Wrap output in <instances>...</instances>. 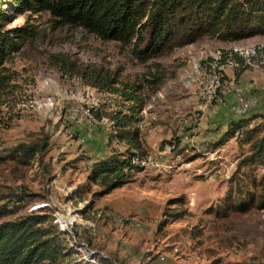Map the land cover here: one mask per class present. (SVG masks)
Returning <instances> with one entry per match:
<instances>
[{"label":"rangeland","instance_id":"374dc122","mask_svg":"<svg viewBox=\"0 0 264 264\" xmlns=\"http://www.w3.org/2000/svg\"><path fill=\"white\" fill-rule=\"evenodd\" d=\"M24 24L34 36L0 68V152L45 146L29 166L0 165V195L25 197L18 217L52 212L73 249L63 264H264V210L240 213L233 204L241 182L257 191L252 179L264 166L239 167L248 145L235 138L217 145L232 120L264 130V36L203 38L142 64L81 28H53L47 13L25 14L8 27ZM58 53L79 71L116 74L119 92L60 72L48 58ZM248 96L257 105L238 115ZM114 113L132 116L147 159L160 165L139 162L132 183L95 197L101 187L86 181L94 163L126 154L125 143L110 140ZM169 211L183 216L172 222Z\"/></svg>","mask_w":264,"mask_h":264},{"label":"trees","instance_id":"16d2710c","mask_svg":"<svg viewBox=\"0 0 264 264\" xmlns=\"http://www.w3.org/2000/svg\"><path fill=\"white\" fill-rule=\"evenodd\" d=\"M41 13L49 15L53 28H81L101 41L118 43L142 64L203 38L232 43L264 36V0H0V68L34 36L33 27L24 24L9 28L10 22L25 14ZM48 58L60 72L78 73L93 88L119 92L114 89L119 84L116 74L102 69L79 71L67 54ZM231 60L241 63L236 55ZM241 73L242 70L236 74V79ZM125 99L129 101L132 97L128 94ZM94 115L101 120L97 113ZM131 117L121 113L108 116L112 127L110 140L125 143L127 149L123 156L110 155L94 163L86 181L101 187L95 197L109 195L132 183L131 173L143 168L139 161L146 153ZM249 124L247 118L230 121L217 145L235 138L239 146L248 145V154L239 167L264 166V130ZM44 146L19 144L0 152V165L9 160L29 166ZM241 185L233 195L235 210L240 213L253 208L264 210V174L257 181L252 179L256 192L242 182ZM24 200L18 192L0 195V264H63L73 254L66 234L52 225V212L48 209L18 217ZM182 216L179 211L166 213L172 222Z\"/></svg>","mask_w":264,"mask_h":264},{"label":"built area","instance_id":"2783aa9c","mask_svg":"<svg viewBox=\"0 0 264 264\" xmlns=\"http://www.w3.org/2000/svg\"><path fill=\"white\" fill-rule=\"evenodd\" d=\"M258 103V98L256 96H248L245 97L244 100L242 101L241 106H237L235 111L238 115H243L246 112L249 111V106H256ZM141 163H144V166H156V165H160L159 163H157L155 160H148L147 157H145L144 159H142L141 161H139ZM62 222H66V221H62Z\"/></svg>","mask_w":264,"mask_h":264},{"label":"bare ground","instance_id":"6f19581e","mask_svg":"<svg viewBox=\"0 0 264 264\" xmlns=\"http://www.w3.org/2000/svg\"><path fill=\"white\" fill-rule=\"evenodd\" d=\"M242 54V53H241ZM263 57H264V55H263ZM263 61V60H262ZM242 104V103H241ZM252 107H254V106H249V109L250 108H252ZM61 221H64V220H61ZM66 226L64 225L62 228L64 229Z\"/></svg>","mask_w":264,"mask_h":264},{"label":"crops","instance_id":"0c3cea01","mask_svg":"<svg viewBox=\"0 0 264 264\" xmlns=\"http://www.w3.org/2000/svg\"><path fill=\"white\" fill-rule=\"evenodd\" d=\"M250 86H253V85H250ZM255 86H257V85H255Z\"/></svg>","mask_w":264,"mask_h":264}]
</instances>
